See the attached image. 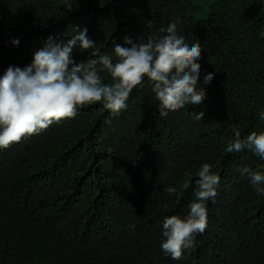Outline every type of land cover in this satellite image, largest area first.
<instances>
[{"label": "trees", "instance_id": "16d2710c", "mask_svg": "<svg viewBox=\"0 0 264 264\" xmlns=\"http://www.w3.org/2000/svg\"><path fill=\"white\" fill-rule=\"evenodd\" d=\"M173 21L201 45L206 99L161 118L145 78L119 115L85 105L0 150V264H264V196L239 171L264 161L225 150L233 127L242 138L264 132V0H0V75L30 65L50 36L66 42L87 28L96 43L77 46L74 60L116 62L125 36H163ZM204 163L220 188L205 231L174 260L160 248L162 222L187 214Z\"/></svg>", "mask_w": 264, "mask_h": 264}, {"label": "clouds", "instance_id": "9594fccd", "mask_svg": "<svg viewBox=\"0 0 264 264\" xmlns=\"http://www.w3.org/2000/svg\"><path fill=\"white\" fill-rule=\"evenodd\" d=\"M75 30L77 34L66 42L48 37L44 47L34 53L30 65L23 69L9 66L0 75V150L39 135L54 123L75 118L85 105L99 103L110 116L119 115L127 109L133 89L142 86L145 78L152 83L161 118L186 105H201L206 99L200 83L201 45L178 34L177 21L160 30L166 33L163 36L135 40L125 36L123 46L115 44L116 62L111 55L98 53H94L95 59L76 62L73 50L78 46L83 52L93 48L96 41L88 37L87 28ZM19 42L18 38L11 40L13 46ZM102 72L109 74L113 82H102ZM213 79L214 73H206L203 84H210ZM193 116L201 121L204 113L194 112ZM259 119L264 121V111L259 113ZM232 132L226 152L250 150L264 161V132L243 138L237 127ZM239 171L247 176L257 195L264 196V166L258 170L243 167ZM197 175L195 198L188 205L187 214L169 216L162 222L160 248L174 260L181 259L195 235L205 231L207 204L215 202L220 188V176L213 171V165L204 163ZM166 191L171 196L176 189L168 187Z\"/></svg>", "mask_w": 264, "mask_h": 264}]
</instances>
